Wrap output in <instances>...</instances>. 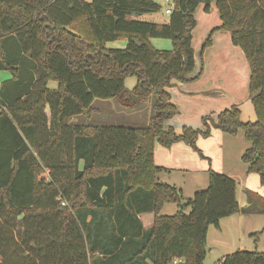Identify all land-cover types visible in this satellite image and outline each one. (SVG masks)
<instances>
[{"label": "trees", "instance_id": "trees-1", "mask_svg": "<svg viewBox=\"0 0 264 264\" xmlns=\"http://www.w3.org/2000/svg\"><path fill=\"white\" fill-rule=\"evenodd\" d=\"M211 4L221 25L200 57L215 31L230 34L249 68L256 120L241 122L233 106L202 118L204 130L176 134L164 128L177 113L167 89L198 78H189L195 11ZM160 8L152 0H0V73L9 74L0 80V264H204L210 227L264 215V197L246 190L240 207L236 182L211 170L207 187L185 200L158 182L165 169L153 161L155 145L182 142L199 153L198 136L241 130L250 144L241 162L264 186V0H176L165 23L140 19ZM115 40L125 48L106 49ZM95 101L128 112L149 106V121L91 123ZM167 204L178 209L171 216L161 215ZM147 213L144 229L138 216ZM218 264H264V253L238 250Z\"/></svg>", "mask_w": 264, "mask_h": 264}, {"label": "crops", "instance_id": "crops-1", "mask_svg": "<svg viewBox=\"0 0 264 264\" xmlns=\"http://www.w3.org/2000/svg\"><path fill=\"white\" fill-rule=\"evenodd\" d=\"M203 10L204 9H201L202 18L206 21L207 27L205 28L202 37H206V35H208V33H210L213 29L218 28L221 25V22L218 18L216 8L213 4H211L208 12L205 11L203 12ZM195 20H196V27L192 32V44L196 29L198 27V22L196 17ZM209 21H211L212 23H209ZM218 35L219 37H221L220 40H222V45L223 47H225V50L232 51L231 56L235 55L234 52L235 48L233 47L234 45L231 42L230 34L223 30H217L214 32L212 36V45L208 47V49L212 50L213 48H215V46L219 44L220 40L219 41L215 40L216 36ZM153 40H157V39H153ZM153 40L150 39V43L155 49L166 50L169 49L170 47L169 43L166 42L158 43V41H153ZM230 43L233 46L230 45ZM205 51L206 49L204 50L203 54L205 53ZM194 58H195V51H194ZM194 73H197L195 75H198V78H196L195 80L194 79L189 80L184 83H175L174 86L167 89L169 93L170 103L175 106V108L177 109V113L174 117H172L170 120H167L165 122L164 124V127H166L165 129L171 127L173 128L176 134H180L183 127H189L196 130H204L202 124V118L211 117L212 119H215L220 112H222L225 109H230L233 106L239 109L240 112L239 119L241 122L247 123V122H254L256 120L255 112L249 94L247 95L245 94L244 97H242L243 100L240 101L239 94L237 92L239 85L238 77L240 76L239 74H241V76L243 77V72L240 73L238 70L233 71V74H235V77L237 79L235 80L236 84L227 85L228 89H225V87H223V85L220 82L215 84L213 81H206L203 63L201 70H199L196 60H195L194 71L189 78L194 77L195 76ZM110 102L111 101H99V102L95 101L93 103L94 109L92 113H90L89 121L94 124H103L102 122H104L105 119L109 118L106 109L107 107H109ZM140 112L141 111H139L138 113L128 112V115L121 113V115L123 116V118L129 117L128 120L135 122L139 120L140 117H137L140 116L139 114H145L147 117L146 119H144L145 122L143 123V125H147L149 121V113L147 112L146 114L145 112H141V113ZM221 133L222 132L217 129L216 130L212 129L209 139L202 137H199L197 139L196 145L200 150H202V152L207 157H211L209 154L210 150L208 148L211 147L213 144L215 145L216 143L214 142L215 140H212L211 135L215 134L221 140L222 138ZM231 136L232 137L237 136V133ZM153 161L155 166L165 169V171L159 172L157 174L158 182L176 187L178 190L181 191L183 198L185 200L189 199L190 196L193 195L195 192L204 190L208 185V178L206 172L208 168L207 163L205 161L202 162L203 160H201L195 154V152H193L191 147L182 142L175 143L170 148H163L159 145H155L153 151ZM212 168L215 172L224 174L232 178L236 182V199L240 207H244L246 205V196H245L246 190L253 191L259 194L260 196L264 197V186H261L257 174H249L246 173L247 171H245L244 175L242 176L244 178V182H243V180L241 181L238 177L234 178L229 173L228 174L225 173L220 165L213 166L212 164ZM175 179L180 180L181 182L179 183H182V186H180L181 184L175 183L174 182L176 181ZM183 186L184 187L188 186L189 188V193L187 194V196L185 190L183 189ZM239 194H241L242 197L244 196V200H239ZM165 206L163 207L161 214ZM241 216H245V215L239 214V215L231 216L226 219H222L219 222V228L217 230L221 231L222 222L224 221L228 222L233 218H237L238 221L241 220ZM246 216H255V214H250ZM138 217L144 229H148L151 226L153 221V214L151 213L141 214ZM208 232H207V237H208Z\"/></svg>", "mask_w": 264, "mask_h": 264}, {"label": "rangeland", "instance_id": "rangeland-1", "mask_svg": "<svg viewBox=\"0 0 264 264\" xmlns=\"http://www.w3.org/2000/svg\"><path fill=\"white\" fill-rule=\"evenodd\" d=\"M152 1L157 4L159 3L161 7L159 13L152 15H145L142 16L140 19L142 21L155 23V24L165 23L169 16L168 14L165 13V9L167 8L168 5L166 4L165 0H152ZM201 9H204L203 5H200L197 11L195 12V17L198 22V27L196 29L192 44L193 49L195 51V60L198 69L201 70L203 63L206 81H213L215 84L220 82L223 85V87H225V89H228L227 85L236 84L235 80L237 79L235 77V74H233V71L238 70L240 73L243 72V77L241 76V74H239L240 76L238 75L239 85L237 89L240 101H242L243 100L242 97H244L245 94L246 95L249 94L248 84H249L250 74L245 57L243 53L238 49V47H235L230 43V45H232L235 48L234 49L235 55L231 56L232 51L225 50V47H223L222 40H220L221 37H219V35L216 36L215 38V40L218 41L220 40L219 44L215 46V48H213L212 50L206 48L205 53L202 55V57H200L202 45L205 39L207 38V36L209 35L208 33L206 37H202L203 32L207 27V23L202 18ZM209 23L212 22L209 21ZM153 41H158V43H165V42L169 43L170 47L169 49L166 50H171L172 48L171 42L169 40L157 39ZM125 46H126V41L124 40H115L106 43V49H124ZM226 54L229 57H227ZM195 74L197 73H194V75ZM8 78H9V74L7 72L0 73V80H5ZM135 85H136L135 77H129L125 80V87L129 88V90L134 88ZM48 87L50 89H55L56 83L50 82L48 84ZM109 104H110L109 107H107L106 109L109 118L105 119V121L102 122L104 125L106 124V125L142 126L143 123L145 122L144 119H146L147 117L145 114H139L140 116H137L140 117L139 120L132 122L128 120L129 117L123 118V116L121 115V113L128 115V111L122 110L112 101ZM149 111H150L149 106L147 107L145 106L142 108L141 112H145L146 114L148 112L150 116ZM134 113H138V112H134ZM73 122L78 123L79 120L75 118L73 119ZM224 133L225 132L221 133L222 135L221 140L218 138L217 135L215 134L211 135L212 140H215L214 142H216L215 145L213 144L211 147L208 148L210 150L209 154L212 158L207 157L202 152V150H200L196 145L197 139L202 136H198V138L195 140L196 149L199 151V153H201L202 157L199 155V153L196 150H194L193 148L191 149L201 160H203L202 162L205 161L207 163L208 168L206 172L210 170L214 171L212 168V164L213 166L220 165L225 173L227 174L229 173L234 178L238 177L241 181L243 180L244 182V178L242 176L244 175L247 166L241 162V156L250 147V144L243 138V134L241 130H238L237 136H233V137L230 134L227 133L224 134ZM202 138L209 139V137H202ZM175 180H176L174 181L175 183L181 184L180 186H182V183H179L181 182L180 180L178 179ZM183 189L185 190L187 196V194L189 193L188 186L187 187L183 186ZM192 196L193 195H191L190 198ZM239 200H244V196L242 197L241 194H239ZM177 210L178 209L176 205L169 204L165 206L161 215L171 216ZM188 211L189 210L187 209L184 212L188 213ZM263 229H264V215H255V216L245 215V216H241V220L238 221L237 218H233L228 222L224 221L222 222L221 231L215 229L214 227H210L207 237L206 258L204 264H218V262L221 261L224 257L238 250L251 251V252L256 251V252L264 253V234L259 236L257 241L252 236L253 234L258 233ZM17 230L18 228L15 229L14 231L16 232Z\"/></svg>", "mask_w": 264, "mask_h": 264}, {"label": "built area", "instance_id": "built-area-1", "mask_svg": "<svg viewBox=\"0 0 264 264\" xmlns=\"http://www.w3.org/2000/svg\"><path fill=\"white\" fill-rule=\"evenodd\" d=\"M176 0H165L166 4L168 5L167 8L165 9V13L170 15L173 7H174V3ZM176 263V261H174V264Z\"/></svg>", "mask_w": 264, "mask_h": 264}]
</instances>
